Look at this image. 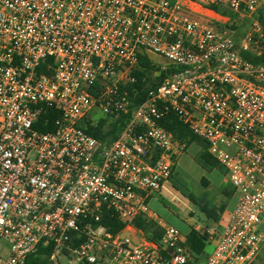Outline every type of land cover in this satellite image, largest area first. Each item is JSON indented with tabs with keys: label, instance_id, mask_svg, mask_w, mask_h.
<instances>
[{
	"label": "built area",
	"instance_id": "built-area-1",
	"mask_svg": "<svg viewBox=\"0 0 264 264\" xmlns=\"http://www.w3.org/2000/svg\"><path fill=\"white\" fill-rule=\"evenodd\" d=\"M214 7L249 21L242 40ZM263 7L264 0H0V264H24L40 245L66 264H260ZM150 53L166 62L156 65ZM142 55L157 75L172 73L136 104L127 87ZM48 57L52 76L38 72ZM50 112L58 117L43 131ZM129 113L107 144L85 130L87 121ZM171 113L206 142L237 194L202 263L149 205L187 148L161 124ZM104 211L127 221L124 231L138 242L102 226ZM140 215L164 230L160 241L135 229Z\"/></svg>",
	"mask_w": 264,
	"mask_h": 264
},
{
	"label": "trees",
	"instance_id": "trees-1",
	"mask_svg": "<svg viewBox=\"0 0 264 264\" xmlns=\"http://www.w3.org/2000/svg\"><path fill=\"white\" fill-rule=\"evenodd\" d=\"M174 1V0H171ZM218 12L227 15L230 17V23L227 25V28L235 30L238 27L237 16L231 12L221 9L219 7H214ZM259 21L264 26V7L260 10ZM54 59L52 57L46 58L40 68L38 69L39 73H45L48 76H52V64ZM264 61V54L260 59H256V62ZM155 71H158V67L152 63V60L148 55L140 56L139 63L136 69L133 71V75L136 77L137 81L134 84H130L127 89L130 91L132 97L134 98L135 103H140L146 99L147 93L155 89L168 74H171V71L168 72H159L154 80L152 76ZM138 90L136 96H134L133 91ZM131 113L127 115H120L117 118L111 117H100L97 120V124L91 126L89 122H86L85 130L96 137L103 143H109L112 140L116 139L130 119ZM49 119V124L47 127L40 126V129L52 130L53 121L58 117L57 112H50L47 115ZM45 118V117H43ZM168 131L172 132L175 140L179 142H185L187 145L197 142L201 145L200 152L196 155V162L206 171H211L213 169H222L221 165L217 160L208 152V146L206 142L196 137L187 126H185L174 114H169L161 123ZM203 183H207L206 179H203ZM222 191L225 195L230 196L231 192L228 187L224 186ZM185 196L191 201L194 205L197 206L199 211L204 213L206 217L217 222L219 215L223 212V208H217L212 206L207 200V196L203 195L198 198L193 194H185ZM101 225L107 228L112 233H120L124 231L128 225V222L125 220H120L116 216L112 215L110 212L104 211L102 213V222ZM132 225L137 231H141L147 238L160 241L164 230L159 226V224L153 220H150L142 215L136 217L132 221ZM186 247L197 259L201 258L204 254L207 243L210 241L209 234L207 232H200L194 228H190L186 233ZM52 246L42 247L41 245L38 249L30 254L24 264H61L55 263L52 260Z\"/></svg>",
	"mask_w": 264,
	"mask_h": 264
},
{
	"label": "crops",
	"instance_id": "crops-1",
	"mask_svg": "<svg viewBox=\"0 0 264 264\" xmlns=\"http://www.w3.org/2000/svg\"><path fill=\"white\" fill-rule=\"evenodd\" d=\"M200 150L201 145L197 142L187 145L185 153L178 159L175 165V174L170 183L160 194L154 195L149 199V205L154 207L160 199L166 200L167 198L170 200H168L169 202H178L179 206L176 208V214L186 227L185 230L180 231L185 234L190 228H194L200 232H204L205 227H208L207 232L216 230L217 234H215L213 240H210L214 241L216 245V240L222 231L223 222L229 218L230 213L236 205L237 194L231 183L227 180L223 168L206 171L196 162L195 157ZM203 179L207 180L206 184L203 183ZM185 184H191L194 187L193 192L196 193L189 192L187 194H193L198 198L206 195L207 200L212 206L223 208V212L219 215L217 222L206 217L204 213L199 211L196 205L189 201L185 196V191L180 188ZM224 186L228 187L231 192L230 196L223 193L222 188ZM205 258L206 256L202 259L199 258V262L202 263Z\"/></svg>",
	"mask_w": 264,
	"mask_h": 264
},
{
	"label": "rangeland",
	"instance_id": "rangeland-1",
	"mask_svg": "<svg viewBox=\"0 0 264 264\" xmlns=\"http://www.w3.org/2000/svg\"><path fill=\"white\" fill-rule=\"evenodd\" d=\"M237 24L238 27L235 30H232L233 35L235 36V38H237L238 40H242L245 36V34L248 31L249 28V21L247 19L245 20H241L240 18L237 17ZM150 56L153 60H155L154 62H159V63H165L166 59H164L163 57L150 53ZM158 65V63L156 64ZM157 76V72L155 71L153 76H152V80H154ZM193 151V150H192ZM191 152V150H190ZM192 153V152H191ZM190 153V154H191ZM181 178V175H180ZM180 187V186H179ZM183 191H185V193H194L196 194L194 191V187L191 184H185L184 186L180 187ZM169 199L167 198L166 200L164 199H160L159 202L156 203V205L154 207L150 206V209L152 212H155L158 220L162 221L164 224L169 225V226H174L176 228H178L179 230H185V225L181 222V220H179L177 214H176V208L179 206L178 202L176 201H168ZM208 229V227H205L204 231L207 232L206 230ZM215 229V228H212ZM215 234H217L216 230H214ZM133 233L135 235H137L136 231H133ZM215 248V242L214 241H209L206 245L204 254L201 256V259L204 258L205 256H208L209 254H211L213 252ZM68 261V258L66 257H62L61 258V263L62 264H66ZM259 263L260 264H264V247L262 249V252L260 254L259 257Z\"/></svg>",
	"mask_w": 264,
	"mask_h": 264
},
{
	"label": "water",
	"instance_id": "water-1",
	"mask_svg": "<svg viewBox=\"0 0 264 264\" xmlns=\"http://www.w3.org/2000/svg\"><path fill=\"white\" fill-rule=\"evenodd\" d=\"M121 236L124 237H131L134 243L138 242V237L137 236H132L129 231H124Z\"/></svg>",
	"mask_w": 264,
	"mask_h": 264
}]
</instances>
